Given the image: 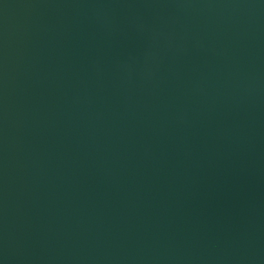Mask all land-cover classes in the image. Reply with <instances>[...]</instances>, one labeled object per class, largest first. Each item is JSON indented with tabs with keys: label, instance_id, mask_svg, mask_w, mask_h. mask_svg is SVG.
I'll return each instance as SVG.
<instances>
[{
	"label": "water",
	"instance_id": "obj_1",
	"mask_svg": "<svg viewBox=\"0 0 264 264\" xmlns=\"http://www.w3.org/2000/svg\"><path fill=\"white\" fill-rule=\"evenodd\" d=\"M0 264H264V0H0Z\"/></svg>",
	"mask_w": 264,
	"mask_h": 264
}]
</instances>
